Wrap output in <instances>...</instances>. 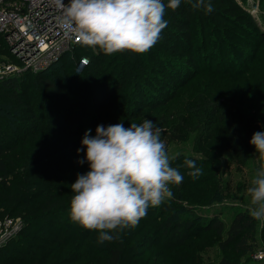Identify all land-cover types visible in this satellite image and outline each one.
Segmentation results:
<instances>
[{
	"label": "trees",
	"instance_id": "trees-1",
	"mask_svg": "<svg viewBox=\"0 0 264 264\" xmlns=\"http://www.w3.org/2000/svg\"><path fill=\"white\" fill-rule=\"evenodd\" d=\"M210 3L211 13L185 0L167 10L168 27L146 54L126 50L106 56L77 45L42 72L0 80V218L24 223L0 247V264H202L181 257L202 239L224 240L236 254L255 255L257 221L248 210L232 211L229 225L222 213L204 212L225 196L207 168L222 177V157L246 165L255 151L249 143L253 133L264 131V30L236 0ZM232 6L241 13L232 16ZM244 21L257 27L256 43L247 41L251 50L227 41V36L245 40L231 27L246 30ZM210 28L214 33L208 37ZM6 52L0 35V54ZM82 58L89 63L78 72ZM145 108L129 119L130 111ZM144 119L161 129L166 145L196 135V151L217 165L196 163L207 175L193 180L182 166L189 158L176 157L173 167L181 166L184 180L173 186L172 199L149 207L136 227L99 244L97 230L69 216L70 185L89 170L87 162L78 163L84 151L77 149L88 129L95 135L101 124L129 127ZM219 264L238 262L223 257Z\"/></svg>",
	"mask_w": 264,
	"mask_h": 264
},
{
	"label": "clouds",
	"instance_id": "clouds-1",
	"mask_svg": "<svg viewBox=\"0 0 264 264\" xmlns=\"http://www.w3.org/2000/svg\"><path fill=\"white\" fill-rule=\"evenodd\" d=\"M194 10L213 11L210 0H185ZM58 24L69 40L98 49L104 55L124 51L146 54L168 27L167 10H176L181 0H54ZM85 131L81 148L89 170L77 174L70 185L69 216L86 230H97V243L113 241L146 217L149 207H158L173 197L184 175L172 166L161 129L152 120L108 126L98 125L95 135ZM249 143L258 153L259 166L246 189L249 215L264 220V131L254 132ZM183 167L193 180L203 169L192 159Z\"/></svg>",
	"mask_w": 264,
	"mask_h": 264
},
{
	"label": "rangeland",
	"instance_id": "rangeland-1",
	"mask_svg": "<svg viewBox=\"0 0 264 264\" xmlns=\"http://www.w3.org/2000/svg\"><path fill=\"white\" fill-rule=\"evenodd\" d=\"M240 6H242L246 12L245 14L248 16V14L253 18L254 22L257 24L259 29L264 30V11H263V0H236ZM233 11L230 12L232 16L239 15L241 12L234 11V7L232 6ZM212 19H215V23L217 25H220L221 27H226L227 24H221L216 16H211ZM245 17V16H244ZM244 26L246 27V30H240L239 26H231L234 27V31L238 33V35L242 36L245 40H240L239 38L234 36H227V41H232L234 43H238L239 45L246 47L247 49L251 50L252 46H247V41H252L251 43H256L258 40L256 36H253L254 31L257 30V27L254 26V24H247V22H242ZM212 29H208L206 31V34L213 35ZM252 33V34H251ZM167 40L165 38H162V42H166ZM202 45L200 41L193 42V45L197 47V45ZM203 47V46H202ZM209 48H207L208 50ZM210 54V51L208 52L204 51L202 54L204 57ZM175 57H178L179 54H174ZM203 57V58H204ZM205 63V62H204ZM207 63V62H206ZM205 65H209L208 63ZM194 69H197L198 67L193 65ZM201 71V68L198 69ZM77 71L80 72L81 69L79 66L77 67ZM161 75L162 74H157ZM145 109H140L139 112L136 114H132L131 111L129 112V119H135L138 114L145 113ZM133 115L134 117H132ZM196 135H190L189 138L183 142H177V143H169L167 146L168 154L170 157H173L171 163L175 160L176 157H185L194 160L198 164L205 163L206 161H209L211 165L216 164L212 160L209 159V155H202L196 151L195 143H196ZM222 162V169L223 174L222 177H220L218 174H216V170L211 169V166H209L207 169L209 171L210 176H215V179L220 180L222 189L224 190L225 196L224 199L221 202H213V207H209L205 209L206 211L209 209V214L214 215L217 213H222L221 218L223 221L229 225L232 217V211L234 210H248L249 207V197L247 196L246 189L249 186V181L255 171V169L259 166V160H258V153L255 151L253 152L249 162L244 165L240 166L236 163L232 162L230 159L226 157L221 158ZM217 165V164H216ZM173 166V164H172ZM203 173L207 175L206 168L204 169ZM204 176H200L198 179L202 178ZM214 180H211L208 184H206V187H209ZM173 191V187H172ZM226 191V192H225ZM172 199V198H171ZM170 199V200H171ZM219 203V204H218ZM220 211V212H218ZM2 219V218H0ZM257 221V220H256ZM257 232H256V238H257V245H256V253L261 251L264 248V220L257 221L256 222ZM198 242H191L181 253L182 258H191L195 261H198L202 264H219V262L222 260L223 257H227L229 259H232L238 264H264V260H256L254 258V253L250 255H239L234 252V250L229 247L223 245L224 240H218L214 239L213 241H206L203 242V239ZM203 244V245H201ZM255 253V254H256Z\"/></svg>",
	"mask_w": 264,
	"mask_h": 264
},
{
	"label": "built area",
	"instance_id": "built-area-1",
	"mask_svg": "<svg viewBox=\"0 0 264 264\" xmlns=\"http://www.w3.org/2000/svg\"><path fill=\"white\" fill-rule=\"evenodd\" d=\"M59 15L54 0H0V35L7 51L0 54V80L42 72L80 45L65 37ZM88 63L82 58L78 66L82 70ZM23 224L20 218L0 219V247L14 238ZM254 258L264 260V248Z\"/></svg>",
	"mask_w": 264,
	"mask_h": 264
}]
</instances>
